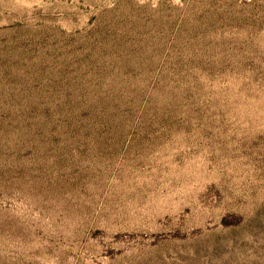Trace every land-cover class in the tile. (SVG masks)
<instances>
[{
	"label": "rangeland",
	"instance_id": "rangeland-1",
	"mask_svg": "<svg viewBox=\"0 0 264 264\" xmlns=\"http://www.w3.org/2000/svg\"><path fill=\"white\" fill-rule=\"evenodd\" d=\"M0 264H264V0H0Z\"/></svg>",
	"mask_w": 264,
	"mask_h": 264
}]
</instances>
